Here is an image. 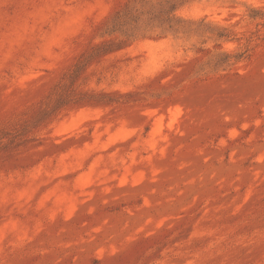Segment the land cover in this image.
<instances>
[{
    "label": "rangeland",
    "instance_id": "1",
    "mask_svg": "<svg viewBox=\"0 0 264 264\" xmlns=\"http://www.w3.org/2000/svg\"><path fill=\"white\" fill-rule=\"evenodd\" d=\"M0 264H264V0H0Z\"/></svg>",
    "mask_w": 264,
    "mask_h": 264
}]
</instances>
